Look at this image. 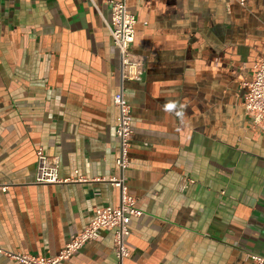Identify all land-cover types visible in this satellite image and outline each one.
<instances>
[{
    "label": "crops",
    "instance_id": "crops-1",
    "mask_svg": "<svg viewBox=\"0 0 264 264\" xmlns=\"http://www.w3.org/2000/svg\"><path fill=\"white\" fill-rule=\"evenodd\" d=\"M244 1L128 0L146 67L124 82L135 130L125 183L143 210L124 264L264 254V126L244 105L264 58V0ZM111 23L107 0H0V264L55 256L97 207L121 203L108 181L122 86ZM39 148L72 180L38 184ZM114 236L61 264H117Z\"/></svg>",
    "mask_w": 264,
    "mask_h": 264
},
{
    "label": "built area",
    "instance_id": "built-area-1",
    "mask_svg": "<svg viewBox=\"0 0 264 264\" xmlns=\"http://www.w3.org/2000/svg\"><path fill=\"white\" fill-rule=\"evenodd\" d=\"M112 8V23L109 25L114 43L121 54L122 86L115 96L119 108L117 136L120 139L116 157L118 174L108 181L121 189V203L118 206H100L94 211V218L80 233L72 237L65 248L55 256H35L31 254H10L21 264H61L70 260L88 243L102 240L103 230H113L114 250L117 264H124L130 257L131 250L126 244V237L131 234L130 223L133 218L143 215L136 197L128 193L125 170L129 166V150L134 138L133 112L129 104L125 84L127 80H140L145 72V60L132 50L136 40L137 17L129 11L128 0H107ZM242 4L245 3L241 0ZM244 105L247 114L255 126H264V58H260L253 67V79L246 83ZM82 179V178H81ZM60 176V160L49 156L44 148L37 150L36 182L38 184H58L71 181ZM106 180V179H105ZM7 190L8 186L2 187ZM255 264H264V254H251Z\"/></svg>",
    "mask_w": 264,
    "mask_h": 264
}]
</instances>
